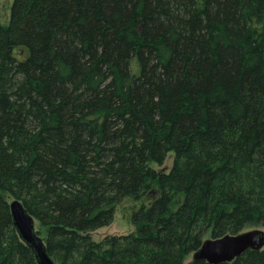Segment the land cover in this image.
<instances>
[{
	"label": "trees",
	"instance_id": "16d2710c",
	"mask_svg": "<svg viewBox=\"0 0 264 264\" xmlns=\"http://www.w3.org/2000/svg\"><path fill=\"white\" fill-rule=\"evenodd\" d=\"M169 152V171L151 167ZM153 187L133 233L93 241ZM8 199L55 264H183L206 233L264 228V0H13L0 264H39ZM222 264H264V248Z\"/></svg>",
	"mask_w": 264,
	"mask_h": 264
},
{
	"label": "water",
	"instance_id": "95a60500",
	"mask_svg": "<svg viewBox=\"0 0 264 264\" xmlns=\"http://www.w3.org/2000/svg\"><path fill=\"white\" fill-rule=\"evenodd\" d=\"M9 208L19 236L26 244L34 248L39 264H55L44 252L43 244L34 231V221L26 213L22 204L13 200L9 203ZM262 248H264V234L254 229L238 235H225L221 238L202 241L192 261L202 260L208 264L228 263L243 255L247 250Z\"/></svg>",
	"mask_w": 264,
	"mask_h": 264
},
{
	"label": "rangeland",
	"instance_id": "374dc122",
	"mask_svg": "<svg viewBox=\"0 0 264 264\" xmlns=\"http://www.w3.org/2000/svg\"><path fill=\"white\" fill-rule=\"evenodd\" d=\"M13 0H0V24L2 27L7 28L10 22V9ZM133 69H135V60L133 61ZM173 153L169 152L161 165L151 164V167L157 172H167L172 166ZM156 191V187H153L147 193L141 195L137 199L124 198L118 202L115 206L114 215L111 223L107 226L101 227L91 233V237L94 242H100L106 236H119L128 235L135 231L134 225L131 223L132 213L140 208L142 205L148 207L152 201L153 193ZM11 202V199H8ZM34 231L39 232L40 238L43 240L45 238V229L40 225V223L34 221ZM260 230L264 234V228H251L249 230ZM244 231V232H245ZM210 235L206 233L203 235L202 241L209 240ZM194 254H189L185 259L183 264H188L192 261Z\"/></svg>",
	"mask_w": 264,
	"mask_h": 264
}]
</instances>
